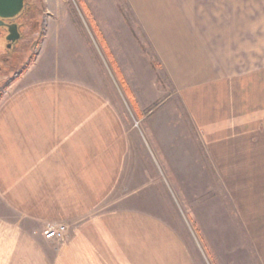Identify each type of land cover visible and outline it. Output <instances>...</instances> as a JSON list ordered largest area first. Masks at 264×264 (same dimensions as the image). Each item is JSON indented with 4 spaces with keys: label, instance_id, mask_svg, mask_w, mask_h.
<instances>
[{
    "label": "rangeland",
    "instance_id": "1",
    "mask_svg": "<svg viewBox=\"0 0 264 264\" xmlns=\"http://www.w3.org/2000/svg\"><path fill=\"white\" fill-rule=\"evenodd\" d=\"M257 1L263 41L264 0ZM128 2L28 0L15 19L21 38L12 48L0 26V84L35 52V74L65 73L91 104L123 125L120 154L105 152L109 159L98 167L105 174L115 164V191L108 201L82 208L94 230L83 224L81 231L105 232L106 222L95 226V219L108 218L116 232L145 233V264H264V48L252 50L257 66L238 72L212 98V107L223 103L225 110L197 123L147 31L150 24ZM218 17L233 23L231 16ZM123 215L128 222L121 224ZM49 226L59 225L43 230ZM61 226L64 237L51 241L52 248L65 241ZM137 245L129 240L123 248Z\"/></svg>",
    "mask_w": 264,
    "mask_h": 264
},
{
    "label": "crops",
    "instance_id": "2",
    "mask_svg": "<svg viewBox=\"0 0 264 264\" xmlns=\"http://www.w3.org/2000/svg\"><path fill=\"white\" fill-rule=\"evenodd\" d=\"M128 1L140 20L150 24L147 31L182 97L197 113L195 121L202 118L207 124L210 112L223 109V103L211 104L226 89L225 82L258 65V55L252 53L264 48L258 1ZM223 15L233 23L217 22L215 17ZM37 63L0 99V264H145L147 250L140 246L145 233L116 232L115 220L108 218L95 219V226L106 222L105 232L81 231L83 224L94 230V223H84L82 208L108 201L115 191V164L105 174L98 167L109 159L105 152L120 154L119 146L127 140L123 125L109 116L110 110L91 104L65 73L63 78L35 74ZM100 112L104 118L99 120ZM127 219L123 215L118 221ZM49 224L67 229L58 249L42 236ZM129 240L138 241L137 248H123Z\"/></svg>",
    "mask_w": 264,
    "mask_h": 264
},
{
    "label": "water",
    "instance_id": "3",
    "mask_svg": "<svg viewBox=\"0 0 264 264\" xmlns=\"http://www.w3.org/2000/svg\"><path fill=\"white\" fill-rule=\"evenodd\" d=\"M24 7V0H0V26L6 25L4 21L18 18L24 10ZM19 37L20 34L17 30V25H9L6 41L13 43Z\"/></svg>",
    "mask_w": 264,
    "mask_h": 264
},
{
    "label": "trees",
    "instance_id": "4",
    "mask_svg": "<svg viewBox=\"0 0 264 264\" xmlns=\"http://www.w3.org/2000/svg\"><path fill=\"white\" fill-rule=\"evenodd\" d=\"M28 0H24L25 6L27 4ZM25 8V7H24ZM43 36V30H41V36L39 38V40L36 42L35 48L38 47L41 39ZM34 55L35 52L29 57L27 63L25 65H23L20 70L16 71L15 74H13V76L11 78H9L1 87L0 89V99L1 97L4 95V93L6 92L7 88L10 87L11 84H13L14 82H16L18 79H20V77L27 71V69L29 68L30 65H32V63L34 62ZM117 76L119 77L118 73L116 72Z\"/></svg>",
    "mask_w": 264,
    "mask_h": 264
},
{
    "label": "built area",
    "instance_id": "5",
    "mask_svg": "<svg viewBox=\"0 0 264 264\" xmlns=\"http://www.w3.org/2000/svg\"><path fill=\"white\" fill-rule=\"evenodd\" d=\"M65 234V228L61 225L49 226L43 231V238L47 241L61 240Z\"/></svg>",
    "mask_w": 264,
    "mask_h": 264
},
{
    "label": "flooded vegetation",
    "instance_id": "6",
    "mask_svg": "<svg viewBox=\"0 0 264 264\" xmlns=\"http://www.w3.org/2000/svg\"><path fill=\"white\" fill-rule=\"evenodd\" d=\"M4 23L6 24L5 26H3V27L6 29V33H7V34H6V37H7V35H8V26H9V25H13V24H15V25H17V30H18V32H19V34H20L19 39L21 38V33H20V28H21V26H20V24L17 22V20H16V21H15V19H13V20H7V21H4ZM19 39H17L15 42H17ZM15 42L11 43V42H8V41H7V46H8V48H12ZM7 60H8V59H7ZM0 81H1V80H0ZM1 87H2V85L0 84V89H1Z\"/></svg>",
    "mask_w": 264,
    "mask_h": 264
}]
</instances>
